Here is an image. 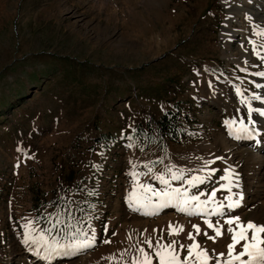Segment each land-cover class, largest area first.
Listing matches in <instances>:
<instances>
[{
  "label": "rangeland",
  "instance_id": "obj_1",
  "mask_svg": "<svg viewBox=\"0 0 264 264\" xmlns=\"http://www.w3.org/2000/svg\"><path fill=\"white\" fill-rule=\"evenodd\" d=\"M255 1L244 4L264 8V0ZM226 2L0 0V264H38L27 252L40 263L62 255L59 264H132L141 247L159 264L157 245H171L181 260L195 245L189 264H198L201 249L208 264L230 259L227 246L241 230L236 224H256L252 211H234L239 180L249 183L255 171L249 160L242 170H227L220 138L231 141L240 126L230 135L225 120L250 116L251 102L230 87L247 96L256 89L249 61L244 68L237 60L242 36L221 33ZM240 21L230 27L238 30ZM241 109L244 119H233L231 110ZM167 111H179L184 121L174 143L148 128ZM169 167L182 170L180 179H170ZM161 173L171 188L201 202L216 194L200 208L193 201L185 212L175 202L159 207L140 185L167 190L156 179ZM192 176L203 177L202 183H184ZM71 177L74 183H62ZM143 195L149 201L137 204ZM92 235L94 246L78 255L45 247ZM250 237L248 230L233 256L252 243ZM256 237L257 248H264V233ZM248 259L245 254L235 264Z\"/></svg>",
  "mask_w": 264,
  "mask_h": 264
},
{
  "label": "bare ground",
  "instance_id": "obj_2",
  "mask_svg": "<svg viewBox=\"0 0 264 264\" xmlns=\"http://www.w3.org/2000/svg\"><path fill=\"white\" fill-rule=\"evenodd\" d=\"M245 1H248V0H227L226 3H227V8L229 9V15L227 16L224 22L221 33L225 36L227 35L228 37H233L235 33L240 34L242 36V44H243L244 53L243 52L240 53V56L238 57L237 60H238V63L240 62L244 68H246L245 62L249 61L250 71H251L250 73H252L253 75L252 78H253L256 90L255 92L249 94L248 96L243 95L241 92H240L241 95L240 96L237 95V96L240 98H243L246 101L251 102L250 107L253 109V112L251 113L249 118L247 120H244L243 122H245V125H248V120L249 119L252 120L253 123L249 125L251 126L250 129L252 130L254 134L253 136L250 135V136L245 137V136H242L236 133L235 135L230 136L231 141H229V139H225L222 136L220 138V145L224 152L223 161L225 164H228L226 165L227 170L229 171H235L239 169L242 170L246 166L245 164L246 160H249L250 163H252L255 174L252 176V178H250L249 183H245L244 179L239 180L238 182L239 190L236 189L237 195L235 197L236 204H235L234 211L236 210L243 211V212L245 210H249L250 212L252 211V214L254 216L253 218L251 217L252 220H254L256 224L262 225L264 223V117H261L259 115V111H264V103H261V101L254 99V96H261L262 98H264V77H260L256 75V73L258 72H264V59H261V57H264V35L255 34L257 32L264 30V8L263 7L259 8L260 5H257L255 2L260 1V0H256L254 2L255 10L261 11V13H257L255 12L253 7L249 6V4L245 5L244 4ZM243 8H245L244 12L241 11V9ZM238 17H240L241 19L240 22L242 24L238 25L240 27V28L238 27L239 28L238 30L236 29L233 30L230 27V22L234 21V19ZM247 19L251 20V22H248V21L245 22V20ZM249 41H251L252 43H249ZM253 44L256 45V54H254L252 51ZM257 85H260V87H257ZM238 88L236 86H233V87L231 86L230 90L232 89L233 92L236 90V93H237ZM230 104L231 103L227 105L230 106ZM216 106L219 109V111H222V109L219 108L218 105ZM244 111H245L244 109L231 110L232 113H235L233 115L235 118L232 116L233 119L237 118V119L243 120L244 116L242 114L244 113ZM236 123L240 124L238 121ZM245 146L247 148H245ZM239 147L242 148V150H239L238 149ZM234 182L235 180H230V183L229 182L228 183L231 185ZM252 202H255L257 204L253 205ZM220 213H224V210H221V212H219L218 214ZM235 214L232 213V216H235ZM226 215H228V212ZM237 217L239 218V216Z\"/></svg>",
  "mask_w": 264,
  "mask_h": 264
},
{
  "label": "snow or ice",
  "instance_id": "obj_3",
  "mask_svg": "<svg viewBox=\"0 0 264 264\" xmlns=\"http://www.w3.org/2000/svg\"><path fill=\"white\" fill-rule=\"evenodd\" d=\"M255 34L256 35H264V30L257 32ZM249 43H252V42L249 41ZM252 51L254 54H256V45L255 44H253ZM261 59H264V57H261ZM256 75H258L260 77H264V72H258V73H256ZM257 87H260V85H257ZM237 95L238 96L241 95L239 89H237ZM254 99L261 101V103H264V98H262L261 96H254ZM241 102L243 103L244 101L242 100ZM248 111H249V114L251 115V113L253 112V109L249 106ZM259 115L261 117H264V111H259ZM235 123H236L235 121H228V120L224 121L225 126L229 128V134L230 135H232V129H233ZM239 123H240L239 128H236V132L239 135L247 137V136L254 134L252 132V130L249 127H247L243 121H240ZM252 123H253L252 120L249 119L248 124H252ZM209 171H211V170H209ZM149 172H151V168H149ZM168 172L170 173V179L171 180L180 179L181 175L183 174L182 170L178 173L176 171H173L172 167L168 168ZM131 175L133 177V180H135L137 174L135 172H133ZM156 179H158L159 182L162 185H164L167 190L157 193V192L152 191L150 185H140V187H142L144 189L145 193L152 192V194L157 197V199L159 201V207H165L168 204L175 202L177 208L181 211H184L185 207H191L192 202L195 201L196 207L200 208L201 203H203L204 205H207L208 203L211 202L212 197H214L216 194L213 191L207 200L201 202V201H199L198 196H195V195L189 196L186 189L184 191H182L180 188H171L169 185V179L165 178V175L163 173L157 175ZM202 181H203V177L192 176L189 180L184 181V183L191 186L194 183H202ZM135 192H136V189L134 188L133 189V195H135ZM147 201H149V198L147 197V195H143L142 197L138 198L136 202H137V204H142V202H147ZM233 206H234V204L230 203L229 209H231ZM129 207H132V205L130 204ZM221 207H222V205H221ZM133 210H136V209H133ZM216 211H218V209L214 208L213 213H215ZM189 214H191V212H189ZM233 219H235L237 221L239 220L238 217H235ZM232 222H233L232 219L225 221V223H227L229 225H231ZM31 223H32V221H29L28 225H25V243H27V241H28L29 225H31ZM204 223L207 224L209 228L213 229L216 236L221 235L219 227H214V225L212 223H210L208 220H205ZM193 227L196 228L197 232H199V228L196 225H193ZM236 227L238 229H241V230L239 232V236H237V235L232 236V243L227 246V249H228L227 254L230 257V259L225 261L224 264H235V261H239L240 257L244 256L245 254L248 255L249 259H248V261H241L240 264H264V248H257V246H256V243H257L256 234L258 232L264 233V226L254 224L252 222H248L246 224V226H242L240 223H237ZM169 228H170L169 235H171L172 234L171 226H169ZM248 230H251L252 243L251 244L245 243L244 251L240 252L236 256H233V246L239 240H245L246 239V232ZM228 232L229 233L233 232L232 227L228 228ZM81 235L83 236L84 234L81 232ZM188 235H189V238H191V233H189ZM41 239H43V237H41ZM208 239H214V238L212 236H208ZM94 242H95V236L92 235V236H87L83 239L73 238V240L67 245L59 244L54 240L51 244L46 243L45 247L50 252L60 253L61 251H63V254H65V255H69V254H73V253L78 255V254L85 252L87 249L92 248L94 246ZM104 243H110V241L105 240ZM145 243L148 245L149 248H152V243L150 240L146 239ZM194 247H196V246L195 245H189L188 256L183 257V259L181 260V258L178 256V254L173 251L171 245H168V246L157 245L155 256H156V258H158L159 264H189V257H191L193 255ZM250 249H252L254 251H250ZM138 251L140 253V258L134 257L132 260V264H152V257L145 251V249L143 247H141ZM195 255L197 257L198 264H208L209 257H208V253L206 251L201 249L200 251H197L195 253ZM215 264H220V261L217 260L215 262Z\"/></svg>",
  "mask_w": 264,
  "mask_h": 264
},
{
  "label": "trees",
  "instance_id": "obj_4",
  "mask_svg": "<svg viewBox=\"0 0 264 264\" xmlns=\"http://www.w3.org/2000/svg\"><path fill=\"white\" fill-rule=\"evenodd\" d=\"M184 121L179 111H167L159 117L152 119L148 128L152 129L154 134L160 139H166L169 142H176L182 134ZM62 183H74V177L63 179Z\"/></svg>",
  "mask_w": 264,
  "mask_h": 264
},
{
  "label": "water",
  "instance_id": "obj_5",
  "mask_svg": "<svg viewBox=\"0 0 264 264\" xmlns=\"http://www.w3.org/2000/svg\"><path fill=\"white\" fill-rule=\"evenodd\" d=\"M27 256H28L29 258H31V255H30L29 253H27Z\"/></svg>",
  "mask_w": 264,
  "mask_h": 264
}]
</instances>
